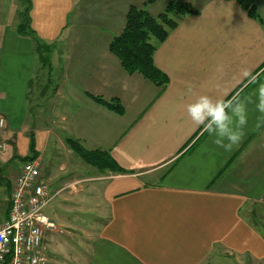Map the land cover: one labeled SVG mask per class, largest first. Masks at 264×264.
<instances>
[{
	"label": "crops",
	"instance_id": "crops-1",
	"mask_svg": "<svg viewBox=\"0 0 264 264\" xmlns=\"http://www.w3.org/2000/svg\"><path fill=\"white\" fill-rule=\"evenodd\" d=\"M31 1L30 25L49 46L48 66L36 38L18 31L23 2L0 0V140L8 143L0 155V192L10 194L20 158L30 155L31 135L41 157L50 145L73 138L108 152L126 171L87 166L89 178L70 203L67 186L51 184L62 191L53 202L58 208L46 214L59 227L45 237L48 252L60 253L61 228L76 225L57 210L87 209L97 212L98 225L86 243L72 246L84 256L79 264H240L242 257L244 264L256 258L264 264V231L246 219H264V125L256 127L261 114L254 103L264 83V0H254L262 22L228 0H82L85 25L71 29L80 0ZM171 1L199 13L179 18L158 45L154 62L169 79L161 89L128 74L110 43L124 30L131 6L156 16ZM201 94L252 98L245 135L231 151L188 116L187 104ZM93 97L119 100L124 115Z\"/></svg>",
	"mask_w": 264,
	"mask_h": 264
},
{
	"label": "trees",
	"instance_id": "trees-1",
	"mask_svg": "<svg viewBox=\"0 0 264 264\" xmlns=\"http://www.w3.org/2000/svg\"><path fill=\"white\" fill-rule=\"evenodd\" d=\"M27 5L25 17L21 19L18 31L24 35L36 38L38 53L44 65L48 66L49 46L41 43L30 25L29 12L31 9V0H21ZM235 1L244 9L248 16L254 20L262 22L254 0H228ZM156 0H148L145 5H152ZM199 11L189 3L180 1H171L156 16L149 13L143 7L131 6L124 30L116 35L110 43V52L114 54L121 62L124 70L134 75L141 74L147 80L154 83L161 89L165 88L169 82L168 77L162 73L155 65L154 55L159 44L166 41L169 33L179 24V18L186 15H196ZM155 40V43L153 42ZM99 104L105 106L110 111L118 115H124L125 108L119 100L105 101L100 97H93ZM70 150L76 154L86 165L96 169L100 173L125 174L111 155L102 150H89L80 140L68 138L66 140ZM35 143L34 136L31 135L30 150ZM33 153L25 158H20L21 162L35 159L39 156L35 149ZM9 193V192H8ZM10 195V194H9ZM10 208L9 200L6 204L5 214Z\"/></svg>",
	"mask_w": 264,
	"mask_h": 264
},
{
	"label": "built area",
	"instance_id": "built-area-1",
	"mask_svg": "<svg viewBox=\"0 0 264 264\" xmlns=\"http://www.w3.org/2000/svg\"><path fill=\"white\" fill-rule=\"evenodd\" d=\"M4 126L1 118L0 128ZM7 149L8 143L0 140V155ZM43 168L41 156L20 165L8 199L9 211L6 216L0 214V264H49L45 237L59 230L45 210L62 190H54L44 179ZM1 202L0 192V209Z\"/></svg>",
	"mask_w": 264,
	"mask_h": 264
},
{
	"label": "rangeland",
	"instance_id": "rangeland-1",
	"mask_svg": "<svg viewBox=\"0 0 264 264\" xmlns=\"http://www.w3.org/2000/svg\"><path fill=\"white\" fill-rule=\"evenodd\" d=\"M79 5L78 7L80 8V13L78 12V16L76 18H73V15L70 16L69 19V26L70 29L71 27L79 26L83 28L84 24V1L80 0L77 2ZM26 8L27 5L23 3L20 8L18 7V15L20 19L25 17L26 13ZM30 15V12H29ZM30 17V16H29ZM69 32V29H67ZM66 32V34L68 33ZM48 54V53H47ZM48 58H50L48 56ZM61 141V140H60ZM35 149L37 152L42 150V146L35 142L34 145L32 146L31 150L29 149V154L33 153V150ZM18 155V152L17 154ZM42 159H43V164H44V171H43V176L46 181H48L50 184H56L60 186H72L76 183H79L76 186V189L73 190L71 188H68L66 191H64L67 195L66 198L69 201H66V203H70L73 201L71 196H76L80 195V191L84 187V184L86 183L84 181V178H89V166L86 165L76 154H74L69 146L67 145L66 139H64V142L62 144H57V145H50L48 150L42 154ZM89 168H88V167ZM54 187V186H53ZM57 190H60V188ZM79 193V194H78ZM2 194V206L0 209V214L2 216H6L5 210H6V204L9 199V193H5V188L1 192ZM55 201V200H54ZM53 201V202H54ZM68 206V204H67ZM57 209L58 207L55 206V204H51L48 208H46L45 213L46 214H51V208ZM58 213H60L64 220L66 218H69L70 220L77 219L74 222L76 223L75 227L72 229V227L69 228H61L63 229L64 233L60 234L59 241L60 243L57 245L58 250H60V253H51L47 252L48 256L50 257L49 259L51 260L50 264H69V261H82L84 256H80V254H74L72 252L73 248L72 246L74 245V242L78 244H84L86 241H88V237L91 233L95 232V226L96 222H94L96 219H98V214L97 212H92L88 213L87 209H74V212H63L61 210H57ZM96 213V214H95ZM246 219L249 223H253L255 227H259L262 231H264V219H259L257 217H253V215L248 214L246 215ZM100 223V222H99ZM59 230V227H58ZM244 257L240 259L241 263L244 264ZM262 259V258H261ZM261 259L256 258L254 259L253 264H262L263 262ZM79 264V263H78ZM222 264H228L226 262Z\"/></svg>",
	"mask_w": 264,
	"mask_h": 264
},
{
	"label": "clouds",
	"instance_id": "clouds-1",
	"mask_svg": "<svg viewBox=\"0 0 264 264\" xmlns=\"http://www.w3.org/2000/svg\"><path fill=\"white\" fill-rule=\"evenodd\" d=\"M217 71H223L222 66ZM244 77H250V82L257 83V76L249 69L242 72ZM225 90L223 96H227ZM255 110L261 115L257 117L256 127L264 125V83H259L255 93ZM253 103L251 97L238 99H213L207 94L199 95L194 102L187 104L186 111L196 126H203V130L213 138L212 142L225 151H231L243 139L244 128L248 124L247 104Z\"/></svg>",
	"mask_w": 264,
	"mask_h": 264
}]
</instances>
